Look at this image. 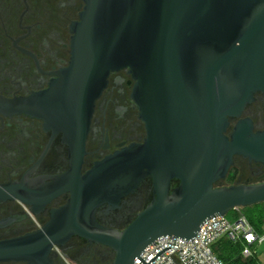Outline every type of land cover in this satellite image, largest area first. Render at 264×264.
<instances>
[{"label":"water","instance_id":"water-1","mask_svg":"<svg viewBox=\"0 0 264 264\" xmlns=\"http://www.w3.org/2000/svg\"><path fill=\"white\" fill-rule=\"evenodd\" d=\"M70 25V59L47 89L1 99L0 109L44 120L69 145L70 168L40 201L68 191L39 230L0 240V261L47 264L53 245L76 234L108 246L112 264H132L161 236L193 240L203 222L264 202V181L216 186L235 154L264 165V130L228 117L264 92V0H83ZM126 68L144 122L142 143L106 155L81 174L95 100ZM147 175L152 200L120 231L95 221ZM180 184L170 191V179ZM17 185L6 187L19 197ZM0 197H9L0 189ZM32 202V200H30Z\"/></svg>","mask_w":264,"mask_h":264},{"label":"flooded vegetation","instance_id":"flooded-vegetation-1","mask_svg":"<svg viewBox=\"0 0 264 264\" xmlns=\"http://www.w3.org/2000/svg\"><path fill=\"white\" fill-rule=\"evenodd\" d=\"M83 6V0H0V100L27 97L49 87L56 72L69 63L70 25L79 19ZM133 83L126 68L109 74L95 100L81 174L106 155L142 143L147 136L131 98ZM243 120L250 121L252 133L264 130V92H256L238 115L228 117L225 135L230 138ZM69 168V145L61 132L46 127L42 118L0 109V189L9 195L0 197V240L41 229L51 211L68 202V191L40 200ZM263 181V164L235 154L226 176L215 185ZM13 184L19 197L6 189ZM179 184L178 178H171L170 191ZM153 196V177L147 175L116 207L105 204L95 209V221L120 231ZM113 256L108 246L74 234L52 246L47 264H112ZM0 264L31 263L7 260Z\"/></svg>","mask_w":264,"mask_h":264},{"label":"built area","instance_id":"built-area-1","mask_svg":"<svg viewBox=\"0 0 264 264\" xmlns=\"http://www.w3.org/2000/svg\"><path fill=\"white\" fill-rule=\"evenodd\" d=\"M239 208H236L238 210ZM222 237L233 242H241V255L244 259L254 258L257 247L264 241V229L257 231L247 217L238 213L234 221H230L225 215H217L203 222L193 240L161 236L149 244L139 256L145 262L151 259L165 246H170L148 264H225L213 252L212 245ZM132 264H144L138 257Z\"/></svg>","mask_w":264,"mask_h":264},{"label":"trees","instance_id":"trees-1","mask_svg":"<svg viewBox=\"0 0 264 264\" xmlns=\"http://www.w3.org/2000/svg\"><path fill=\"white\" fill-rule=\"evenodd\" d=\"M244 214L257 231L264 229V202L240 208L237 214ZM213 252L225 264H253L254 258L244 259L241 255V242H233L222 237L212 245Z\"/></svg>","mask_w":264,"mask_h":264},{"label":"rangeland","instance_id":"rangeland-1","mask_svg":"<svg viewBox=\"0 0 264 264\" xmlns=\"http://www.w3.org/2000/svg\"><path fill=\"white\" fill-rule=\"evenodd\" d=\"M225 216L228 220L234 221L238 216L237 210L231 209ZM253 249H257V253L254 255L256 259L255 263L258 262L260 264H264V241L257 247H253Z\"/></svg>","mask_w":264,"mask_h":264}]
</instances>
